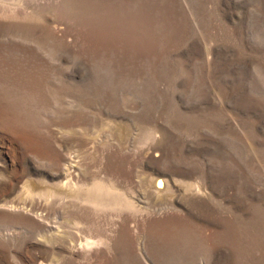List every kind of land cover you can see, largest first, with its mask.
Instances as JSON below:
<instances>
[{
  "label": "rangeland",
  "instance_id": "rangeland-1",
  "mask_svg": "<svg viewBox=\"0 0 264 264\" xmlns=\"http://www.w3.org/2000/svg\"><path fill=\"white\" fill-rule=\"evenodd\" d=\"M0 205V264H264V0H0Z\"/></svg>",
  "mask_w": 264,
  "mask_h": 264
},
{
  "label": "bare ground",
  "instance_id": "bare-ground-1",
  "mask_svg": "<svg viewBox=\"0 0 264 264\" xmlns=\"http://www.w3.org/2000/svg\"><path fill=\"white\" fill-rule=\"evenodd\" d=\"M73 157V156H72ZM74 158V157H73ZM67 164V163H66ZM64 167V166H63ZM66 170H67V176H75L76 177V180L77 181H80V175H81V171H82V169H81V167L79 166V164H78V162L77 161H70V163L69 164H67V168H66ZM66 170H65V172H66ZM91 182V181H90ZM151 182V181H150ZM153 183L152 184H154L155 185V188H156V190L157 191H160L161 189H159V186H158V184H157V179H153V181H152ZM67 183V182H66ZM94 183H98V184H104V182H103V180H100V179H97V178H94L93 179V182H92V184H94ZM64 185H66V184H63V186ZM85 185H88V183H85ZM169 185V184H168ZM77 186V185H76ZM110 186L112 187V185L110 184ZM109 186V187H110ZM25 187H26V189L28 190V191H32V183H31V181H27L26 182V184H25ZM71 187V186H70ZM69 186H67V188H69V190L71 189ZM78 187V186H77ZM79 188V187H78ZM78 188H76V189H78ZM104 188V187H103ZM102 189V188H101ZM114 189V188H113ZM110 190V189H109ZM127 190V189H126ZM51 191H53V190H51ZM65 191V190H64ZM71 191H72V189H71ZM33 192V191H32ZM45 192V191H44ZM66 192V191H65ZM73 192H75V191H73ZM104 192V191H103ZM43 193V192H42ZM110 193V192H109ZM77 194V193H76ZM127 195V194H126ZM68 196V195H67ZM130 199V198H129ZM2 204V206H3V203H1ZM1 206V205H0ZM12 208V207H11ZM54 220V219H53ZM64 220V219H63ZM106 225V224H105ZM55 226H57V225H55ZM59 227H61V226H59ZM105 227V226H104ZM60 229V228H59ZM62 229V228H61ZM58 233L59 232H57L56 233V235H58ZM100 240V239H99ZM89 242V244H92V243H95V242H99L98 240L97 241H88ZM84 244V243H83ZM83 246V245H82Z\"/></svg>",
  "mask_w": 264,
  "mask_h": 264
}]
</instances>
